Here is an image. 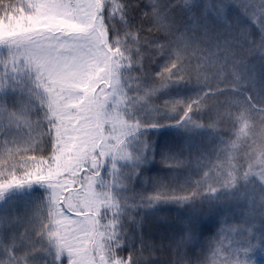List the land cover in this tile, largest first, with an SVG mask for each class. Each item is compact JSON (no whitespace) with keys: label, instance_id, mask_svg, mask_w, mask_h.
<instances>
[{"label":"trees","instance_id":"obj_1","mask_svg":"<svg viewBox=\"0 0 264 264\" xmlns=\"http://www.w3.org/2000/svg\"><path fill=\"white\" fill-rule=\"evenodd\" d=\"M91 1L93 25L78 36L100 38L135 105L126 140L154 151L145 164L117 166L124 191L103 216L91 212L94 239L104 225L117 264H264V0ZM25 6L0 0V20ZM71 36L0 39V264H69L52 247L49 186L87 177L96 189V177L113 173L114 154L100 152L96 175L84 166L78 178L33 179L56 153L54 122L30 95L2 90L12 45Z\"/></svg>","mask_w":264,"mask_h":264},{"label":"rangeland","instance_id":"obj_2","mask_svg":"<svg viewBox=\"0 0 264 264\" xmlns=\"http://www.w3.org/2000/svg\"><path fill=\"white\" fill-rule=\"evenodd\" d=\"M25 1L26 6L19 15L0 20V39L36 30L63 31L72 35L12 45L10 72L1 77L2 90L14 88L16 92L30 95L34 102L50 111L54 122L56 153L53 160L40 162L30 176L57 179L74 174L78 178L84 166L96 175L102 165L98 153L102 152L105 160L114 154L112 170L115 173L109 171L110 180L96 177L93 183L96 189L90 187L87 177L81 185L66 182L49 186L56 214V229L51 232L52 247L60 258H69V264H96V261L97 264H117L104 249L106 243L112 241V234L102 225L94 239L95 219L90 214L93 211L103 216L108 197L112 195L115 199L117 190L124 191L125 177L119 176V165L145 164L151 160L148 154L154 152L153 147H149L148 141L141 144L137 137L126 140L131 137H126L127 130L137 124L135 105L122 94L120 79L116 70L110 68L100 38L95 34L89 38L78 36L91 30L93 2ZM127 116L130 118L126 119ZM122 136L120 146L111 148V143ZM136 146L140 147L139 152L135 151ZM63 206L72 214H67Z\"/></svg>","mask_w":264,"mask_h":264}]
</instances>
